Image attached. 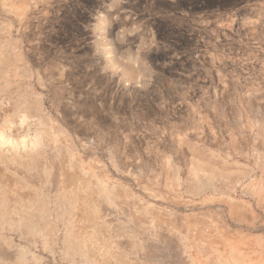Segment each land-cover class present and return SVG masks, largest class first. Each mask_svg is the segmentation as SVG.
I'll return each mask as SVG.
<instances>
[{
	"label": "rangeland",
	"instance_id": "1",
	"mask_svg": "<svg viewBox=\"0 0 264 264\" xmlns=\"http://www.w3.org/2000/svg\"><path fill=\"white\" fill-rule=\"evenodd\" d=\"M0 264H264V0H0Z\"/></svg>",
	"mask_w": 264,
	"mask_h": 264
},
{
	"label": "bare ground",
	"instance_id": "2",
	"mask_svg": "<svg viewBox=\"0 0 264 264\" xmlns=\"http://www.w3.org/2000/svg\"><path fill=\"white\" fill-rule=\"evenodd\" d=\"M2 146V145H1ZM8 146V145H7ZM19 182V181H18ZM127 198V197H126ZM208 235V234H207ZM234 247V246H233Z\"/></svg>",
	"mask_w": 264,
	"mask_h": 264
}]
</instances>
